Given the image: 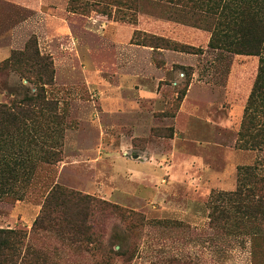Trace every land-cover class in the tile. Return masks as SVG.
Returning <instances> with one entry per match:
<instances>
[{
  "label": "rangeland",
  "instance_id": "rangeland-1",
  "mask_svg": "<svg viewBox=\"0 0 264 264\" xmlns=\"http://www.w3.org/2000/svg\"><path fill=\"white\" fill-rule=\"evenodd\" d=\"M210 17L165 0H0V48L35 40L54 68L56 119L30 123L34 141L0 134V227L26 232L35 264H264V219L230 195L264 175V145L239 135L258 57L211 47ZM3 85L35 91L10 72L0 103ZM55 189L134 213L87 219L125 255L106 261L55 222L34 229L48 205L92 213Z\"/></svg>",
  "mask_w": 264,
  "mask_h": 264
},
{
  "label": "trees",
  "instance_id": "trees-1",
  "mask_svg": "<svg viewBox=\"0 0 264 264\" xmlns=\"http://www.w3.org/2000/svg\"><path fill=\"white\" fill-rule=\"evenodd\" d=\"M165 1L200 9L206 16H211L212 19L215 17L214 28L211 31L212 36L209 41L211 47L221 45L236 54L258 57V71L239 135L240 137L251 135L253 146L261 147L262 144L264 145V0ZM215 41H220L221 44ZM10 72H15L21 78H25L35 91L32 92L29 87H24L23 96L17 98L22 92L16 91L15 87L3 85L8 91V99L6 102L0 103V134L21 137L29 135V139L34 141L36 134L34 131L43 128L36 122L48 118L56 119L52 112L48 115L45 114V111L54 107V103L48 100L46 96L45 87L52 85L54 81L53 61L49 55H41L36 41L32 40L28 42L24 50H13L7 58L0 62V78ZM13 92H15V96L12 95ZM45 120L42 121L46 128ZM33 121L36 122L30 125ZM247 175L249 179L253 180V186L244 184L230 195L237 199L235 208L243 213L247 220L248 218L263 220L264 175H258L256 172H249ZM2 190L0 189V194L3 193ZM55 191L59 196L68 199L69 203L72 204L73 201L89 209V211L91 209L92 213L73 214L68 205H48L42 210V214L35 219L34 229L43 228L46 221L55 222V231L58 233H69L72 239L76 238L79 242L83 239H91L95 243L94 250L101 257L105 256L106 261L125 255L123 247L114 249L113 244H109V248L108 244L102 247V239L99 233L94 231L91 224H87V219L103 211L110 217L125 221L134 213H125V210L116 205L89 195H82L79 192L63 189H55ZM60 212L66 213L61 220L62 223H58V219L54 220L52 217V215L55 216L54 213ZM95 222L96 220H94ZM25 237L26 232L22 229L0 227V264H25L27 255L31 256L27 262L35 264L34 250H31L28 245L25 246Z\"/></svg>",
  "mask_w": 264,
  "mask_h": 264
},
{
  "label": "crops",
  "instance_id": "crops-1",
  "mask_svg": "<svg viewBox=\"0 0 264 264\" xmlns=\"http://www.w3.org/2000/svg\"><path fill=\"white\" fill-rule=\"evenodd\" d=\"M10 55V50L8 48H0V60L7 58Z\"/></svg>",
  "mask_w": 264,
  "mask_h": 264
}]
</instances>
